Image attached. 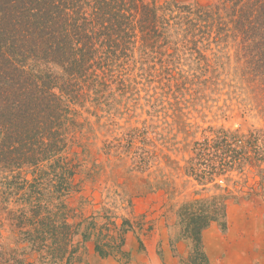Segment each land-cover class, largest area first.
<instances>
[{"label": "trees", "instance_id": "trees-1", "mask_svg": "<svg viewBox=\"0 0 264 264\" xmlns=\"http://www.w3.org/2000/svg\"><path fill=\"white\" fill-rule=\"evenodd\" d=\"M212 44L235 46L261 96L264 0H0V229L11 231L9 241L0 234V264H80L92 236L102 257L129 253L128 228L111 221L112 232L93 220L84 230L72 221L76 175L95 163L90 117L100 123L108 107L120 111L124 96L164 73L179 91L192 92L200 72L180 65L222 64L221 55L207 54ZM259 132L221 127L217 138L194 141L189 174L212 182L246 165L259 167ZM128 135L122 147L104 140L98 152L132 153L139 134ZM145 143L135 164L140 169L150 152ZM227 199L219 193L180 206L183 237L193 243L185 264H209L203 233L213 222L226 228Z\"/></svg>", "mask_w": 264, "mask_h": 264}, {"label": "rangeland", "instance_id": "rangeland-1", "mask_svg": "<svg viewBox=\"0 0 264 264\" xmlns=\"http://www.w3.org/2000/svg\"><path fill=\"white\" fill-rule=\"evenodd\" d=\"M222 46L212 44L207 51L212 58L215 52L221 55L222 64L207 69L189 61L180 65L188 73L200 72L193 78L192 92L179 91L164 73L154 81H142L137 93L124 96L120 111L108 107L100 123H95V115L90 117L95 125L92 135L98 137L92 146L95 163L88 162L90 171L76 175L75 188L80 189L69 200L75 214L72 221L82 222L84 230L93 220L99 229L107 225L112 232L116 229L111 221L119 229L128 228L129 253L102 257L92 236L80 264H185L193 243L183 237L179 208L187 199L219 193L228 196L227 226L213 222L203 233L209 264H264V163L231 170L212 182L187 170L194 141L217 138L221 127L244 134L258 130L264 141V93L256 95L250 64H239L235 46ZM132 129L139 134L132 153L98 152L104 140L120 147L127 144ZM144 142L150 152L140 169L135 164L141 162L137 160L142 158ZM0 234L9 241L8 226Z\"/></svg>", "mask_w": 264, "mask_h": 264}]
</instances>
